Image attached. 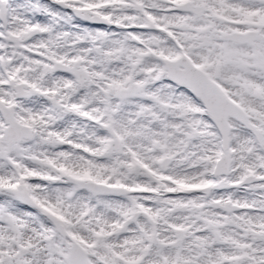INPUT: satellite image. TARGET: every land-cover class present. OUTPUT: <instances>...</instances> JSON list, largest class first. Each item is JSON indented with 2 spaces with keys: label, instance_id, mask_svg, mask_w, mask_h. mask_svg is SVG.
<instances>
[{
  "label": "snow or ice",
  "instance_id": "6c2138e0",
  "mask_svg": "<svg viewBox=\"0 0 264 264\" xmlns=\"http://www.w3.org/2000/svg\"><path fill=\"white\" fill-rule=\"evenodd\" d=\"M0 264H264V0H0Z\"/></svg>",
  "mask_w": 264,
  "mask_h": 264
}]
</instances>
